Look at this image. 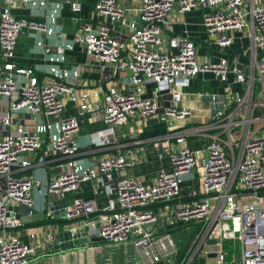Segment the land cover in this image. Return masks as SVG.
Instances as JSON below:
<instances>
[{"label": "built area", "instance_id": "2783aa9c", "mask_svg": "<svg viewBox=\"0 0 264 264\" xmlns=\"http://www.w3.org/2000/svg\"><path fill=\"white\" fill-rule=\"evenodd\" d=\"M26 4L46 3L0 0V97L7 102L0 123L8 131L20 114L28 117L0 139V264H30L44 244L24 241L18 231L22 223L15 208L26 207L33 215L32 194L42 187L35 178L16 175L18 166H31L21 161L26 153H41L40 165L51 156L62 160L60 173L45 187L48 195L64 198L87 182L96 183L99 193L108 198L107 206L99 209L95 201L84 199L66 206L65 230L74 235L84 229L89 238H101L107 248L131 247L135 264H226L229 241L240 243V264H264V4L258 0H141L132 8L118 0H97L93 12L101 22L84 24L73 41L115 75L128 76L123 80L125 89L110 85L103 92L87 89L80 95L74 84L58 78L64 44L37 42L49 62L41 71L43 77L16 64L15 50L24 29L51 34L46 27L13 14ZM82 6L80 0L71 2L75 14ZM196 8L206 9L203 25L214 45L228 49L239 35L249 40L250 73L239 68L236 58L200 63L195 44L181 36L171 37L166 46L163 35L172 30L173 14ZM132 14L138 15L140 25L129 21ZM207 73L227 86L224 94L211 95L215 112L206 125L137 139L134 148L107 153L86 167L76 160L81 122L77 115H65L68 102L113 129L133 118L183 122L194 110L180 106L184 93L177 90L179 82L183 89ZM151 83L166 87L162 102L157 90V97H144ZM234 85L243 86V93H234ZM101 94V101H93ZM52 119L58 122L54 138ZM190 138L204 139L205 144L195 148ZM114 140L105 135L90 137L100 150L108 149ZM149 142L159 160L169 161L170 169H160L151 184H145L124 172L145 163L144 146ZM212 241L215 244H209Z\"/></svg>", "mask_w": 264, "mask_h": 264}, {"label": "crops", "instance_id": "0c3cea01", "mask_svg": "<svg viewBox=\"0 0 264 264\" xmlns=\"http://www.w3.org/2000/svg\"><path fill=\"white\" fill-rule=\"evenodd\" d=\"M45 6L33 7L30 4L16 7L13 14L28 23L42 25L47 30H51V34L39 33L34 30L24 29L18 39L15 50V62L20 67L39 71V75L44 76L41 71L48 65V60L43 52L36 47L40 40L46 45H65V54L59 57L57 66L60 67L58 72L59 79L74 84L77 93L80 95L83 91L99 88L104 91L110 85H122L125 89L123 80L128 76L126 73L117 76L111 67H104L99 64L93 56L87 54L85 48L74 43V37L79 29L86 23L99 24L100 19L94 16L95 0H80L82 2V11L75 14L71 10V2L73 0H44ZM119 3L126 7H138L141 0H118ZM264 4V0H258ZM205 8H196L193 11L179 15L174 13L170 26L171 31H164V40L166 46L167 41L171 37L181 36L192 41L196 48L200 63L207 61L219 62L220 59L227 57L230 60L236 58L239 68L245 70L246 73L251 72L249 59V40L243 35H239L234 44L223 49L214 45L209 38L207 31L203 25V15ZM130 22L141 24L136 14L129 16ZM119 30H123L119 25ZM37 34V35H36ZM40 34V38H38ZM24 80V78H19ZM202 82L203 90L192 91L189 87L181 88V82L177 90L184 93L181 107L193 109V115L183 122H160L155 118H133L129 123L121 126L119 129H113L105 125L103 122L93 119L90 114H81L74 102H68L65 108V115H77L81 122V131L78 137L80 151L76 160L82 167H86L89 163L97 164L107 155V153L117 152L122 148H134V141L137 139L150 140L151 138L166 135L174 128L180 130L193 127H201L206 125L207 120L213 114V106L208 97L217 94H224L222 82L212 73L201 74L192 80ZM192 83V82H191ZM233 92L242 94L243 86L234 85ZM161 93L159 100L166 93V87L155 83L147 84L144 91V97L155 98L154 91ZM102 99V94L93 98V101ZM7 111V102L0 97V114L3 115ZM0 115V116H1ZM27 116L20 114L10 127L4 128L0 123V139L6 133H13L18 126L25 123ZM53 124L51 138H54L58 132V122L50 120ZM38 123L40 121H37ZM28 130H32V124H25ZM127 128L130 131L126 132ZM115 132V135L113 133ZM105 135L107 137H115L113 144L106 150L97 149L91 144V135ZM189 144L195 148H201L205 144V140L198 141L197 138H190ZM41 153H26L22 156L21 161L31 163L28 168L17 167V176L31 177L39 180L42 187L36 188L32 194L33 206L35 213L30 215L26 207L19 208V218L22 223L18 231L23 235L22 239L31 242L33 245L44 243L43 248L38 251L37 257H34L30 264H135L134 252L129 247L115 246L105 247L102 245H85L77 249L65 251H51V246L58 243L60 232L68 225L62 212L64 205L59 202L64 201L65 206L73 204L79 199L93 200L97 207L102 209L107 206L108 198L101 195L95 182H87L77 191L66 193L64 198H60L54 194H46L45 187L53 178L60 173L59 167L62 160L59 157L51 156L47 158V162L43 165L37 163ZM145 163L135 168H130L124 173L126 176L134 177L141 180L145 184H151L156 177L158 171L162 168L170 169V163L167 159L159 160L157 151L153 143H147L144 146ZM58 203V204H57ZM57 205V206H53ZM51 213L48 216V213ZM55 238V241H54ZM129 249V250H128ZM133 251V250H132ZM116 262V263H115Z\"/></svg>", "mask_w": 264, "mask_h": 264}, {"label": "water", "instance_id": "95a60500", "mask_svg": "<svg viewBox=\"0 0 264 264\" xmlns=\"http://www.w3.org/2000/svg\"><path fill=\"white\" fill-rule=\"evenodd\" d=\"M222 85L224 87H226L227 83L226 82H222ZM208 100L212 101V96H209ZM222 100H224V99H222ZM221 107H222V104H220L218 106V108H221ZM214 112H215V110L213 111V113ZM59 204L64 205V207H66L64 201L59 202ZM53 206H57V205H53ZM15 211H19V209L15 208ZM62 215L65 218V212H62ZM194 234H195V232L192 234L191 239L193 238ZM58 241H59L58 243H56L53 246H51L50 249H51L52 252L77 249V248H80V247L85 246V245H89V244L93 245V244L101 243L102 239L99 238V237L89 238L87 236L86 231L84 229H79L76 232V234H74V235L70 231L64 229L62 232H60ZM209 244H215V242L212 241V242H209ZM188 245H189V242L186 244L183 252L179 256L178 261L184 255V252H185L186 248L188 247ZM158 264H163V263L161 262V263H158Z\"/></svg>", "mask_w": 264, "mask_h": 264}, {"label": "rangeland", "instance_id": "374dc122", "mask_svg": "<svg viewBox=\"0 0 264 264\" xmlns=\"http://www.w3.org/2000/svg\"><path fill=\"white\" fill-rule=\"evenodd\" d=\"M124 131L129 132L130 128H127ZM129 248L131 252H133L132 248L131 247ZM225 251L227 252L226 264H240V243L239 242L229 241L225 243Z\"/></svg>", "mask_w": 264, "mask_h": 264}, {"label": "trees", "instance_id": "16d2710c", "mask_svg": "<svg viewBox=\"0 0 264 264\" xmlns=\"http://www.w3.org/2000/svg\"><path fill=\"white\" fill-rule=\"evenodd\" d=\"M96 2H97V0H95L94 1V7H95V4H96ZM203 87H204V84L202 83V82H199L198 83V81H192V83H191V90L192 91H201V90H203ZM94 246H99V245H104V243L103 242H101V243H97V244H93Z\"/></svg>", "mask_w": 264, "mask_h": 264}]
</instances>
